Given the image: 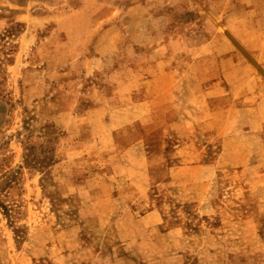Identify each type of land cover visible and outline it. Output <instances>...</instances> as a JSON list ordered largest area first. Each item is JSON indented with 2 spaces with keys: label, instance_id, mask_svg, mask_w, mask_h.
Listing matches in <instances>:
<instances>
[{
  "label": "rangeland",
  "instance_id": "obj_1",
  "mask_svg": "<svg viewBox=\"0 0 264 264\" xmlns=\"http://www.w3.org/2000/svg\"><path fill=\"white\" fill-rule=\"evenodd\" d=\"M0 264H264V0H0Z\"/></svg>",
  "mask_w": 264,
  "mask_h": 264
},
{
  "label": "crops",
  "instance_id": "obj_2",
  "mask_svg": "<svg viewBox=\"0 0 264 264\" xmlns=\"http://www.w3.org/2000/svg\"><path fill=\"white\" fill-rule=\"evenodd\" d=\"M258 102H259V98L256 97V99H255V103H256V105H260V103L257 104Z\"/></svg>",
  "mask_w": 264,
  "mask_h": 264
}]
</instances>
